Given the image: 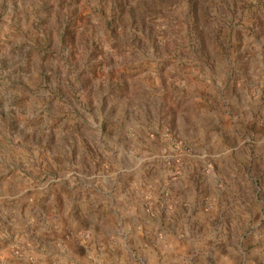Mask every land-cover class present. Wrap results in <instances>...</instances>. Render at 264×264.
Listing matches in <instances>:
<instances>
[{
	"label": "rangeland",
	"instance_id": "obj_1",
	"mask_svg": "<svg viewBox=\"0 0 264 264\" xmlns=\"http://www.w3.org/2000/svg\"><path fill=\"white\" fill-rule=\"evenodd\" d=\"M0 264H264V0H0Z\"/></svg>",
	"mask_w": 264,
	"mask_h": 264
}]
</instances>
